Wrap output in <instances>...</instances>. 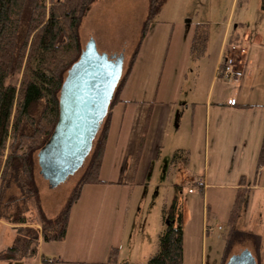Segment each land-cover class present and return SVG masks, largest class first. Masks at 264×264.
Returning a JSON list of instances; mask_svg holds the SVG:
<instances>
[{"label": "crops", "instance_id": "obj_1", "mask_svg": "<svg viewBox=\"0 0 264 264\" xmlns=\"http://www.w3.org/2000/svg\"><path fill=\"white\" fill-rule=\"evenodd\" d=\"M146 12L141 20L142 25ZM228 34L226 29L213 56L212 73L206 90L201 87V80L207 74L199 71L190 97L184 99H180L184 86L181 78L172 87L168 79L164 85H160L159 81L157 94L155 91L149 96L145 94L147 81L138 86L142 94L123 96L127 92L125 83L118 100L109 107L99 182L91 184L99 190L91 201L98 210L93 225L88 226V220L82 217L74 238L72 211L85 208L82 205L83 187L78 200L71 207L66 236L61 242L44 243L40 239L33 257L18 262L0 261V264H41L43 258L51 264H111L108 255L112 250L117 252V264H145L156 251L157 237L164 228L162 210L174 198H177L180 207L183 193L190 194L191 201L196 200V194L202 198L199 231L203 237L204 234L208 235V227H211L209 214L217 216L218 212V217H221L223 213L220 215L222 211L219 209L223 204L229 217L238 192L248 193V204L242 212L245 210L247 213L250 199L254 198L253 205L256 200L260 201L262 227L255 232L237 230L240 212L232 228L229 226L224 245L226 248L230 240L232 242L243 235L257 240L258 248L264 251V154L260 157L264 138V44L258 35L254 36L253 44H248L250 36L242 34V45H259L253 50L245 46L243 77L237 82L225 80L217 77V68L226 53ZM206 50L205 47L204 53L194 58L196 64L204 63ZM232 98H235L233 106L228 104ZM198 107L203 108L204 132L199 165L196 166L192 153L193 133L191 131L182 137L180 130L186 113H193V120ZM178 150L185 151L184 160L172 164V155ZM0 223L12 230L14 238L15 227L1 219ZM242 253H247L245 259ZM228 257L222 255L220 263L225 264ZM204 260L202 257L200 264ZM228 262L260 264L247 248L234 253Z\"/></svg>", "mask_w": 264, "mask_h": 264}, {"label": "rangeland", "instance_id": "obj_2", "mask_svg": "<svg viewBox=\"0 0 264 264\" xmlns=\"http://www.w3.org/2000/svg\"><path fill=\"white\" fill-rule=\"evenodd\" d=\"M147 3L148 0H95L84 12L78 28L82 58L75 67L76 74L67 80H64L67 72L63 75L64 95L60 96L59 93L58 96L60 116H62L60 127L65 129L58 150L64 152L65 158L53 162L56 168L73 163L75 171L64 182L51 187L49 180L45 179L43 174H39L38 162L43 166L45 153H38L39 151L34 153V179L39 197L38 201L27 202L23 211L33 227L39 229L37 223L42 214L50 218L57 216L88 173L94 147L104 129L112 99L111 94L127 73L137 49L139 32H141V26L143 27L141 20L147 11ZM155 19L156 23L148 28V33L136 55L131 75L129 74L127 78L125 87L127 92L125 91L123 95L125 97L142 94L140 92L142 89H138V86L144 81H147L148 86L145 94L149 96L155 91L157 94V90L160 89L159 81L160 85H164L168 79L172 87L178 78H181L180 81L184 83L180 99L190 97L198 71L207 74L205 79L201 80V87H205L206 90V84L212 73L213 56L226 29L230 33L236 28L241 41L242 34L249 35L248 44H253L254 36L258 35L264 44V0H167ZM196 26L205 31L208 36L206 58L203 64L202 62L196 64L189 49ZM248 44L242 45L241 42L245 51L242 54V60L246 56L245 46H249ZM258 45L255 43L254 46L249 47L253 50ZM21 76L22 71L16 76V83L20 81ZM192 114L186 113L180 132L182 137H186L192 131L193 161L194 165L198 166L204 132L203 108H197L193 120ZM179 116H175L176 119ZM99 120L102 122L97 129L96 124ZM71 152L81 157L79 168H76L79 166V164L76 165L77 158L74 160L68 157L67 153ZM98 193V187L84 186L82 205L84 204L85 208L77 212L72 211L71 225L74 238L82 217L88 220V226L93 225L98 210L91 201ZM1 197L0 206H4L10 198L14 199L17 205L23 204V201L17 199L20 193L15 187L4 191ZM182 198L180 211L185 264H200L202 257L205 259L203 264H221L222 255L229 256L230 259L234 253L238 254L246 248L260 264H264V251L258 248V241L252 237L239 235L232 242L230 240L225 248L230 213L228 217L223 204L219 209L222 211L220 215L223 213L221 217H218V212L217 216L209 214L212 228L208 227L209 233L204 234L203 237L199 231V217L203 210L202 198L196 194L194 198L196 200L191 201V195L185 193ZM253 201L254 198L250 199V208L247 213L245 210L241 211L242 214L236 223L237 230L255 232L262 227L259 219L260 201L256 200L254 205ZM160 221L159 218L158 222ZM12 241V230L0 223V251L10 246ZM228 260L225 264H229Z\"/></svg>", "mask_w": 264, "mask_h": 264}, {"label": "trees", "instance_id": "obj_3", "mask_svg": "<svg viewBox=\"0 0 264 264\" xmlns=\"http://www.w3.org/2000/svg\"><path fill=\"white\" fill-rule=\"evenodd\" d=\"M95 0H0V198L4 191L15 187L23 204L9 199L0 206V219L14 226L10 246L0 251L1 262H18L33 257L39 240L61 242L67 231L68 218L74 202L86 185L98 183V172L105 148L109 116L98 137L84 179L79 183L65 207L52 219L40 215L31 225L23 214L29 201H38L34 179L33 155L40 151L52 135L59 116V93L63 75L78 60L82 48L78 28L84 12ZM167 0H148L147 12L137 49L130 67L114 92L111 104L118 100L135 62L136 55L151 24ZM206 33L196 26L190 52L199 58L205 51ZM229 44L241 45L233 29ZM22 71L18 83L16 76ZM110 104V105H111ZM185 151L172 155V164L184 160ZM264 154V138L260 157ZM9 194V193H8ZM14 200V201H13ZM248 193L238 192L230 212L229 225L247 207ZM164 224L156 243V251L145 264H183L182 215L177 198L161 213ZM112 250L108 262L117 264ZM41 264H51L43 258ZM131 264V263H123Z\"/></svg>", "mask_w": 264, "mask_h": 264}, {"label": "water", "instance_id": "obj_4", "mask_svg": "<svg viewBox=\"0 0 264 264\" xmlns=\"http://www.w3.org/2000/svg\"><path fill=\"white\" fill-rule=\"evenodd\" d=\"M82 58V55L80 54L78 60L71 66V68L67 71V76L64 80H67L69 78H71V76H73L74 74H76L75 71V67L77 66V64L80 62ZM119 83V82H118ZM63 83L60 89V96L64 95L63 92ZM114 92H112L111 96L113 98ZM112 100V99H111ZM111 103V102H110ZM109 105V104H108ZM110 106V105H109ZM61 120H62V116H60V110H59V116H58V120L56 123V126L54 128V131L52 133V135L50 136V138L48 139V141L46 142L45 146L38 152V153H45V162L43 164V166H41L38 162V166L40 168L39 174H43V177L47 180H49V182L51 183V187H55L57 185H59L60 183L64 182L71 173H73L75 171V165L72 163H70L67 166L64 167H60V168H56L53 166V162L55 161H60L63 158H65L64 152H61L58 150L59 144L61 139L64 136V132L65 129L60 127L61 126ZM102 121L99 120L98 123L96 124L97 129L99 128V124ZM95 137V136H94ZM93 137V139H94ZM92 141V140H90ZM69 158L72 159H76V165L79 164L78 167H80V161H81V157H77V155H75V152H71V153H67ZM37 159L39 160V156L37 154ZM242 257H244V259L247 257V253H242L241 254Z\"/></svg>", "mask_w": 264, "mask_h": 264}, {"label": "built area", "instance_id": "obj_5", "mask_svg": "<svg viewBox=\"0 0 264 264\" xmlns=\"http://www.w3.org/2000/svg\"><path fill=\"white\" fill-rule=\"evenodd\" d=\"M226 53L222 57V61L217 68V77L225 80L239 81L243 75L242 54L245 53L242 45L229 44L225 42ZM229 105H235V98L228 101Z\"/></svg>", "mask_w": 264, "mask_h": 264}]
</instances>
